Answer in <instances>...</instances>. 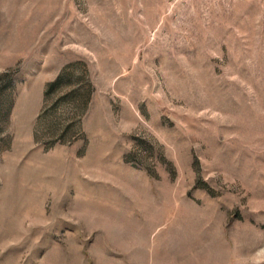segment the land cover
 Listing matches in <instances>:
<instances>
[{
  "label": "rangeland",
  "instance_id": "obj_1",
  "mask_svg": "<svg viewBox=\"0 0 264 264\" xmlns=\"http://www.w3.org/2000/svg\"><path fill=\"white\" fill-rule=\"evenodd\" d=\"M0 264H264V0H0Z\"/></svg>",
  "mask_w": 264,
  "mask_h": 264
}]
</instances>
